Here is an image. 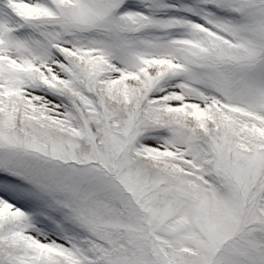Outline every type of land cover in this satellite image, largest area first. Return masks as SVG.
I'll return each instance as SVG.
<instances>
[{
	"label": "snow or ice",
	"instance_id": "1",
	"mask_svg": "<svg viewBox=\"0 0 264 264\" xmlns=\"http://www.w3.org/2000/svg\"><path fill=\"white\" fill-rule=\"evenodd\" d=\"M0 264H264V0H0Z\"/></svg>",
	"mask_w": 264,
	"mask_h": 264
}]
</instances>
